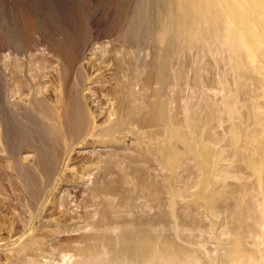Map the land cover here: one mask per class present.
I'll return each instance as SVG.
<instances>
[{
  "label": "rangeland",
  "instance_id": "obj_1",
  "mask_svg": "<svg viewBox=\"0 0 264 264\" xmlns=\"http://www.w3.org/2000/svg\"><path fill=\"white\" fill-rule=\"evenodd\" d=\"M162 1L0 0V264H118L116 249L106 247L103 241L117 239L120 230L114 222L140 224L158 213L164 222L155 223L158 249L151 264H264V0H242L248 23L240 44L249 67L243 78L230 74L229 67L219 63L202 71L198 75L202 80L196 84L198 50H183L177 56L184 70L180 92L173 86L157 97L161 74L154 69L155 97L151 99L165 102L167 112L162 115L156 106L159 127L134 130L121 144V157L136 162L129 164L125 158L115 167L117 175L113 176H119L116 182L123 193L118 198L108 196L102 202L73 189L70 176L83 168L75 160L80 147L69 146L62 122H52L17 102L15 93L25 91L35 97L38 83L42 87L45 82L46 77L41 78L45 70H39L42 57L59 60V72L65 70L59 75L69 81L76 75L85 48L95 42L112 43L122 53L129 49L140 64L157 60L160 45L151 43L150 38L155 40L159 30L154 10ZM131 22L138 27L132 44L124 36ZM66 88L62 86L61 92L65 100ZM171 117L182 120V127L170 128L164 140L148 137L163 128L164 118ZM49 127L55 129L56 141L45 135ZM39 139L45 141L47 153L57 156L48 163L37 162ZM104 159L100 165L106 167L110 160ZM94 160L91 173L101 180L98 159ZM138 166L148 176H167L160 183L163 191L155 192L150 200L143 198L140 185L131 184ZM97 234L103 235V240L90 239ZM83 235L86 238L79 240ZM166 241L186 250V258H160L159 248Z\"/></svg>",
  "mask_w": 264,
  "mask_h": 264
},
{
  "label": "bare ground",
  "instance_id": "obj_2",
  "mask_svg": "<svg viewBox=\"0 0 264 264\" xmlns=\"http://www.w3.org/2000/svg\"><path fill=\"white\" fill-rule=\"evenodd\" d=\"M219 3H220V0H163L161 2V6L159 7V9L154 10L156 19L158 20V25H159V30L156 36L157 38L155 37V40H153V37L150 38L151 43L152 41L153 42L156 41L158 42L157 44L160 45L158 54H156L157 60L151 59L148 62L140 64L137 58L131 54L129 49H128V52L124 51V53H122L121 50L119 48H116L114 44L112 43H108V42L96 43L95 42L93 44L91 43V46L88 49L85 48L84 53L82 54L80 60L78 61V66L75 72L76 75L72 81H69L68 79L65 80L64 77H63L64 79L61 78L59 75V73H62L63 71H65L63 70L65 66L62 67L61 65L62 69L61 68L60 69L63 71L59 72V66H58L59 60L56 63L52 61L53 58L47 59V57L46 58L40 57L41 64L40 65L38 64L39 70H45V72L41 73V78L46 77V80L44 79L45 82L43 81L42 87H41L42 83L39 82L38 89L35 90L36 91L35 97H30L32 94L29 96L28 93H26L25 91L24 92L20 91L19 92L20 94L15 93V95L17 94L16 95V98L18 100L17 102L20 105L24 106L25 108H31L32 110L38 112L41 116H43L44 118L52 122L55 121V122H58L59 124H61L62 122L63 127L66 130L65 134H66L67 141L69 142V146L70 147H73V146L80 147V149L76 151L77 153L75 154V160H78L77 162L82 163L83 168H79L81 170L75 172L73 176H70L71 179L68 182L71 183L73 189L77 188L82 193H85V194L87 193L88 196L92 198L94 197L100 198L102 202H103V198L105 197L109 196L110 198H113L116 196L123 195L122 191L120 190L116 182L119 176H113L115 174L117 175V173H115V167L121 164V160L125 158H127V161L129 164H134L136 161L128 157H121V150L124 148V147H121V144H125L123 143V141L125 140V138H127L128 134L134 130H147L148 128L159 127L158 123L160 119L158 118L159 116L156 115V112L154 111V109L156 106H159L160 113L162 115H166L167 104H165V102L161 100L153 101L151 99L152 97H155V94H153V89H152L153 84H154L153 71L155 68H158L161 74V76L158 78V81H157V83L160 85V88H158L159 89L157 93L158 95L156 94L157 97H162L163 94L161 93V91L166 93L167 91H170L171 90L170 88L173 86H175L176 90L180 92V89L178 88L182 85L184 81L183 65L180 66L181 59L180 57H177L180 51L191 50V49L192 50L194 49L196 51L198 50V55H197L198 60L195 61L196 64L194 65L195 68H194V78H193V82L196 84H199V82L202 80V78L198 76L202 71L207 70L211 66H219V63L221 64L223 63L225 66L227 65L229 67L230 74H235V76L237 75L239 78H243V75L248 71V68H249L247 64L245 63V58H244V53H243L244 49L242 50V46H241V44L243 43L241 44L235 43L231 49H227L222 46L224 44V40L227 34V29H226L227 21H226L225 13L219 6ZM119 22L121 21L119 20ZM118 26L120 27V24ZM125 26L126 25H124V28ZM128 28H129V31H126L124 29L126 31L125 33H127V34H124V36L127 38V41L131 42L132 44L136 40V39L134 40L133 38H135V33L138 31L137 30L138 27L133 22H131ZM119 29L121 30V28ZM167 39L169 40V42L168 44H165V40ZM250 41L252 42L253 40H250ZM248 47L250 48V46ZM77 50L78 48L76 47V52ZM70 53L68 55H70ZM195 55H196V52H195ZM29 58L30 57H28V59ZM260 60L262 61L261 58ZM139 67L142 69V71H140ZM20 72H21V69H20ZM20 72L18 71V73ZM66 77H68L67 73H66ZM170 78H171V81L169 82ZM67 80H68V83L71 82L68 84V89L66 88ZM17 82H18V79H17ZM45 83L47 84L44 85ZM60 83L62 84L64 88L68 90L66 100L63 98L61 94L62 86ZM18 84H21V83H18ZM240 85H241V81H240ZM18 87L20 86L18 85ZM44 87L46 88L45 92H44L45 90ZM42 88H43V91L41 90ZM21 90L23 89L21 88ZM65 90L63 89V91ZM229 91L231 90L229 89ZM10 92H11V89H10ZM12 93L14 92H11V94ZM12 96L13 95H11V97ZM25 111H27V109ZM163 122H164L163 128L162 129L157 128V132L148 135L149 138L155 139L157 137H160L161 139L164 140L167 134V131L170 128L178 129L179 127H182V124H183L182 120H179L173 117L164 118ZM52 127L47 128V130L44 132H45V135L50 136L56 141L58 137H57L55 129ZM44 142L45 141L43 139H39L38 149L36 148L38 150L37 151L38 152L37 162L39 164L48 163L52 159L57 157L56 155L49 154L45 151ZM137 142L138 141H136V143ZM56 154H57V151H56ZM104 157L108 158V161L110 160L106 167H103L105 164L103 166L100 165L101 163L103 164L102 160L104 159ZM95 158L98 159L96 161H98L99 163L98 171H100V173L102 174L101 180H98L99 178L95 177L94 173H91L92 169L90 170L91 163L95 161L94 160ZM124 161H126V159ZM96 163L97 162H95V164ZM163 169L164 168H162V170ZM94 170L95 168L93 169V171ZM133 173H134V176H132L133 181L130 179L131 184L133 182H136L137 185H140L143 198L150 200L151 195L155 194V192L163 191L164 187H161L160 183L165 181L167 178V176H164V174L162 176H148L146 175L145 171L139 166L135 167ZM25 175H28V174H25ZM93 176L94 178L91 180V177ZM26 178H29V176H27ZM149 179L151 180L150 183L148 182ZM73 189L71 191H73ZM33 190L35 191L34 188ZM257 194L259 195V193ZM139 196L142 197V195H139ZM219 202L221 203L222 201L219 200ZM153 204L155 205V202ZM146 207L148 208V205L145 206L144 208ZM75 208H78V207L76 206ZM163 208L165 207L163 206ZM157 210L156 212H158ZM183 216H185L184 213H183ZM100 217H101V214H100ZM70 220L71 218L69 219V221ZM162 221H163L162 216L159 215V213L153 216L152 220L141 222L140 224H137L135 222L130 223L129 221L128 222L115 221L114 226L117 227V230L118 229L120 230V233L117 236L116 240L109 239V238H106L103 240V237H102L103 235L100 236L98 234L90 239L94 241L103 240L106 247L110 249L112 248L116 249L115 260H117L116 263L118 264H131V262L135 264H139L142 262L145 264H151L153 259L156 256L154 252L155 248L158 249L156 247V239L158 238H156L154 228L156 224ZM64 223H66V221ZM98 223L99 222L93 225L94 229H95V226L96 227L98 226ZM67 237L69 236H66V238ZM85 238H86L85 236L84 237L79 236L78 239L83 241ZM78 239L76 241L81 242ZM87 240L88 239H86V241ZM86 245H87V242H86ZM158 255L162 259H168L169 257H173V256H180L182 258H186L187 252L186 250L180 247H176V246L174 247L168 244L166 241L161 244ZM237 258L239 259V256Z\"/></svg>",
  "mask_w": 264,
  "mask_h": 264
},
{
  "label": "clouds",
  "instance_id": "obj_3",
  "mask_svg": "<svg viewBox=\"0 0 264 264\" xmlns=\"http://www.w3.org/2000/svg\"><path fill=\"white\" fill-rule=\"evenodd\" d=\"M219 6L225 13L227 34L223 47L231 49L235 43H242L247 21L242 13V0H220Z\"/></svg>",
  "mask_w": 264,
  "mask_h": 264
}]
</instances>
